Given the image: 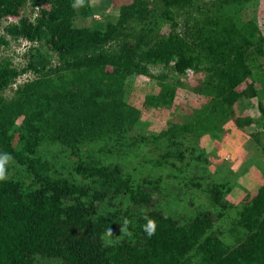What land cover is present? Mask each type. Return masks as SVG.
I'll list each match as a JSON object with an SVG mask.
<instances>
[{
  "label": "trees",
  "instance_id": "16d2710c",
  "mask_svg": "<svg viewBox=\"0 0 264 264\" xmlns=\"http://www.w3.org/2000/svg\"><path fill=\"white\" fill-rule=\"evenodd\" d=\"M252 1L132 0L95 21L91 0H0V48L30 43L21 71L0 55V92L35 74L11 99L0 95V153L14 173L0 179V264H264V179L239 205L226 198L228 180L189 179L219 204L215 215L183 218L153 202L163 173L174 168L182 185L201 160L184 143L224 132L261 84L264 32ZM189 71L202 75L192 87L200 104L175 101ZM133 75L156 88L142 108L128 97ZM53 145L75 157L72 168L46 152ZM226 218L222 231L215 221Z\"/></svg>",
  "mask_w": 264,
  "mask_h": 264
},
{
  "label": "rangeland",
  "instance_id": "374dc122",
  "mask_svg": "<svg viewBox=\"0 0 264 264\" xmlns=\"http://www.w3.org/2000/svg\"><path fill=\"white\" fill-rule=\"evenodd\" d=\"M131 1L91 0L95 10L93 20L102 21L107 16H115L118 14L122 4ZM251 3L252 5H248L247 8L254 9L259 27L264 32V0H254ZM11 21L16 22V16L4 19L3 26ZM29 46L30 43L25 39L10 40L9 45L0 48V55L11 61L10 68L21 71L29 58ZM255 62L258 66L255 68L256 76L258 75L261 79V84H255V94L253 92L248 93V99L235 109L233 117L225 123L224 132H220L216 137L209 135L199 138L190 137L189 139L187 137L189 141L184 143L183 147L190 144L194 145L196 153L193 158L195 159L200 156L201 160L199 162H195L194 160L195 167L189 168L187 173L185 172L183 176L181 175V177L187 178L182 185L175 184L177 178L174 174L178 173L174 168L169 169V173H163V180H166L167 184H164L161 189L155 191L153 198L155 207L162 208L177 216L181 215L183 218H188L191 213L201 209H210L215 215L221 209L219 204L212 203L205 190L199 193L196 192L197 190L189 182V179L193 181L198 180L200 178L199 174L203 177L202 181L204 182L217 183L228 180L232 184L233 189L226 198L235 205L242 203L247 193L253 194L257 191L260 181L264 179V130L262 128L260 111V108L264 109V61L256 59ZM49 66L53 68L52 72L59 67L58 56L53 52L52 61ZM160 71L161 68L154 70L155 73ZM33 78H35V74L32 71L21 72L4 92H0V95L11 99L19 85ZM201 78L202 75L194 71H189L185 75L180 76L181 85H177L178 90L175 101L200 104L204 98L194 94L192 87L198 85ZM132 79V83L128 87V97L132 102H137L139 107L142 108L140 104L141 98L144 97L146 92L155 91L156 88H154L149 77L133 75ZM248 119L249 121H247ZM239 121L242 123L251 122L248 126L250 131L249 129L246 131L241 128ZM45 149L46 152L48 151L53 156L57 153L53 159L56 160L60 167L65 164L67 168H72L75 157L70 156L66 152H61V148L54 145L50 147L46 146ZM205 162L206 164H204ZM140 163L143 162L140 161ZM5 174L7 176L14 175L11 170L5 171ZM215 222L217 227L221 228L222 231L225 230L221 226V223H223V226L229 223L227 218L226 221L218 219Z\"/></svg>",
  "mask_w": 264,
  "mask_h": 264
},
{
  "label": "clouds",
  "instance_id": "9594fccd",
  "mask_svg": "<svg viewBox=\"0 0 264 264\" xmlns=\"http://www.w3.org/2000/svg\"><path fill=\"white\" fill-rule=\"evenodd\" d=\"M83 3V0H76L74 7H79ZM11 160V156L8 153H0V179L5 178V166ZM145 231L148 235H152L156 229V222L152 219H147V223L144 225Z\"/></svg>",
  "mask_w": 264,
  "mask_h": 264
}]
</instances>
